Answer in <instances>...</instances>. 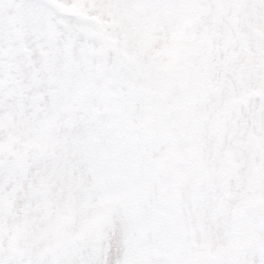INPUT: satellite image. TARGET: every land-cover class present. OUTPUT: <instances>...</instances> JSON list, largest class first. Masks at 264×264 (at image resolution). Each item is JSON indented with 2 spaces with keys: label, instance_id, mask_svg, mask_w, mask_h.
Returning a JSON list of instances; mask_svg holds the SVG:
<instances>
[{
  "label": "snow or ice",
  "instance_id": "1",
  "mask_svg": "<svg viewBox=\"0 0 264 264\" xmlns=\"http://www.w3.org/2000/svg\"><path fill=\"white\" fill-rule=\"evenodd\" d=\"M0 264H264V0H0Z\"/></svg>",
  "mask_w": 264,
  "mask_h": 264
}]
</instances>
